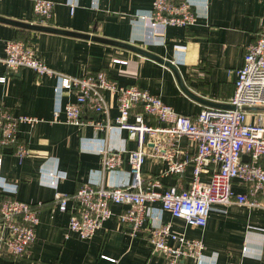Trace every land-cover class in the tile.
Segmentation results:
<instances>
[{
	"label": "crops",
	"instance_id": "crops-1",
	"mask_svg": "<svg viewBox=\"0 0 264 264\" xmlns=\"http://www.w3.org/2000/svg\"><path fill=\"white\" fill-rule=\"evenodd\" d=\"M35 0H0V18L37 25L32 12ZM54 4L52 19L46 27L127 44L144 50L173 65L185 88L205 101L228 104L234 92V71L242 66L247 46L264 27V0H171L187 1L196 20L187 28L151 29L139 19L147 14L152 0H45ZM70 5L74 6L73 12ZM18 40L32 46L44 64L67 76H84L101 71L121 86L135 85L185 117H195L207 108L186 96L173 72L158 62L110 44L61 34L35 32L0 23V56L5 42ZM124 61L126 65L113 64ZM0 107L12 118L20 116L40 120L30 126L20 124L17 139L28 152L20 159L14 146L0 148V203L10 198L24 202H42L35 240L24 258L0 254V264H166V259L152 251L149 235L152 226L170 224L174 233L204 245L202 264H264V211L231 205L214 206L204 228L187 226L182 220L162 212L160 204L150 206L149 219L134 236L127 226L112 218L94 235L81 240L68 229L73 208L68 202L62 213L52 205L56 193L72 195L82 184L102 180L105 184L129 181L128 156L124 154L119 170L102 175L101 156L104 147L133 151L136 143L127 140L125 131L96 134L90 126L75 127L53 120V113L74 101V95L53 92L56 80L37 77L31 70L11 73L0 65ZM111 118L117 116L113 108ZM146 119V118H145ZM151 124L156 125L152 119ZM132 121V118H130ZM247 124L264 126V107L249 109ZM151 152L152 144L146 142ZM181 156L194 155L187 138L177 141ZM56 171L62 180L50 186L41 172ZM164 161L150 156L141 168L143 187L151 180L159 182L157 191L175 187L185 189L192 179V167L181 177L166 174ZM203 181L208 175L201 176ZM235 194H244L241 180L232 182ZM114 214L125 207L111 206ZM169 245H176L167 241ZM181 264H194L190 259Z\"/></svg>",
	"mask_w": 264,
	"mask_h": 264
},
{
	"label": "built area",
	"instance_id": "built-area-1",
	"mask_svg": "<svg viewBox=\"0 0 264 264\" xmlns=\"http://www.w3.org/2000/svg\"><path fill=\"white\" fill-rule=\"evenodd\" d=\"M54 4L35 0L32 12L38 26L46 27L52 19ZM73 12L74 6L70 5ZM151 29L158 26L187 28L196 20L187 1L152 0L147 14L139 15ZM0 65L11 73L31 70L37 77L56 80L53 92L74 95V101L53 113V120L75 127L90 126L96 134L125 131L127 140L136 143L133 151H117L101 147V173L119 170L124 154L128 156L129 181L125 184H105L102 180L86 182L72 195L56 193L52 205L60 212L67 211L72 202L68 229L79 239L87 240L102 224L115 218L127 226L134 236L149 219L154 203L162 212L182 220L187 226L204 228L214 206H243L264 211V126L247 124L246 109L264 107V27L245 50L242 66L234 71V92L229 105L234 110L203 109L197 116L185 117L175 113L158 96L151 95L135 85L121 86L106 73L67 76L48 68L39 59L31 45L18 40L5 42ZM127 62L114 60L113 64ZM5 77L0 78V83ZM115 108L117 116L111 118ZM132 118V121H130ZM152 119L156 125L150 123ZM40 120L20 116L12 118L0 107V148L14 146L20 159L28 155L17 139L20 124L34 125ZM187 138L194 146V155L181 156L177 141ZM152 144L151 152L146 142ZM162 160L166 174L181 177L185 168L192 167V179L185 189L169 188L157 191L159 182L151 180L143 187L141 168L146 157ZM244 158L246 160L244 161ZM1 165V160H0ZM207 174L208 180L201 176ZM50 186L62 180L56 171L41 172V178ZM241 180L246 191L235 194L232 182ZM10 198L0 203V254L16 259L24 258L35 240L42 202H24L15 198L16 189L8 191ZM125 207L114 214L111 206ZM171 241L176 245L167 243ZM149 242L154 253L161 254L166 264H181L190 259L194 264L204 263V245L200 240H189L172 231L170 224L152 226Z\"/></svg>",
	"mask_w": 264,
	"mask_h": 264
},
{
	"label": "water",
	"instance_id": "water-1",
	"mask_svg": "<svg viewBox=\"0 0 264 264\" xmlns=\"http://www.w3.org/2000/svg\"><path fill=\"white\" fill-rule=\"evenodd\" d=\"M0 23H5V24H9L18 28H22L25 30H30V31H35V32H46V33H53V34H61V35H66V36H72V37H76V38H82V39H88L91 41H97V42H102V43H106V44H110L113 46H117L123 49H126L128 51H131L135 54L141 55L145 58L154 60L156 62H158L159 64L164 65L165 67L169 68L173 74L174 77L176 79V82L178 83L181 91L188 96L189 98L195 100L196 102L200 103L201 105L207 107V108H212V109H218V110H234L235 108L231 105L228 104H218V103H213V102H209V101H205L201 98L196 97L194 94L190 93L185 86L183 85V82L179 76V73L177 72L176 68L171 65L169 62H164L163 60H161L160 58H157L156 56L141 50L137 47L131 46V45H127V44H121L118 42H114V41H108V40H103V39H99V38H95V37H90V36H86V35H80V34H75V33H69V32H64L61 30H56V29H52L49 27H42V26H35V25H30L27 23H21V22H15V21H11V20H6L3 18H0ZM249 109H246V111H248ZM246 160V158H244V161Z\"/></svg>",
	"mask_w": 264,
	"mask_h": 264
}]
</instances>
